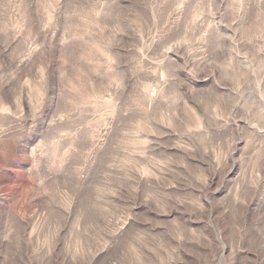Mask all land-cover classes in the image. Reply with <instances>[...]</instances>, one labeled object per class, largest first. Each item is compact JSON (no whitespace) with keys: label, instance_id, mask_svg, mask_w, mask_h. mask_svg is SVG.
<instances>
[{"label":"clouds","instance_id":"clouds-1","mask_svg":"<svg viewBox=\"0 0 264 264\" xmlns=\"http://www.w3.org/2000/svg\"><path fill=\"white\" fill-rule=\"evenodd\" d=\"M0 264H264V0H0Z\"/></svg>","mask_w":264,"mask_h":264}]
</instances>
